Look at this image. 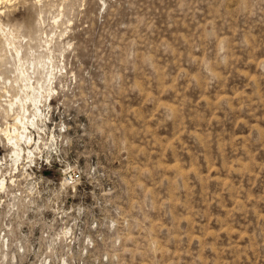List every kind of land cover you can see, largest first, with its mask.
Here are the masks:
<instances>
[{
    "label": "rangeland",
    "instance_id": "374dc122",
    "mask_svg": "<svg viewBox=\"0 0 264 264\" xmlns=\"http://www.w3.org/2000/svg\"><path fill=\"white\" fill-rule=\"evenodd\" d=\"M0 12L2 130L42 39L59 66L38 150L0 134V264H264V0Z\"/></svg>",
    "mask_w": 264,
    "mask_h": 264
},
{
    "label": "bare ground",
    "instance_id": "6f19581e",
    "mask_svg": "<svg viewBox=\"0 0 264 264\" xmlns=\"http://www.w3.org/2000/svg\"><path fill=\"white\" fill-rule=\"evenodd\" d=\"M11 1L12 0H0V6L3 3L7 4ZM23 1L24 3L27 2V0ZM40 1L41 0H38V2ZM2 14L3 12H0V33L5 38L6 44L11 48L13 47L15 53L19 56L22 52V47H16L14 44L15 41L10 39V34H12L13 37L14 33H9L8 31H10V29L6 28V26L2 23ZM62 17L59 20L56 18L54 23L58 25L62 20ZM53 40L54 39L51 37L41 40V42L44 43L43 46L46 48L47 56L42 55L38 58V67H33V70L31 71V69L25 68L21 65L16 69V82L20 84L21 89L25 93V97L22 98V96H20L21 99L16 98L14 100H10L9 103L7 102V108L4 109V112L8 117L10 116V111H13V124H11L7 130H2V128H0V134L4 133L6 140L10 144V148L12 150V155H10L15 163H18L21 160L25 161L28 155L33 154L34 149L32 150V148L34 146H36L35 150H38L36 138L33 136L34 132L32 129H36L39 132L41 131L40 119L44 114V102H47L51 93L55 91L54 87L51 85L57 78L56 70L59 67L54 62L56 50L52 49ZM33 65L35 64L33 63ZM38 73L40 77L36 76ZM15 106H17V109H14ZM27 148L29 150H27ZM29 158L30 157H28V159ZM1 187L2 189H5V184L2 183Z\"/></svg>",
    "mask_w": 264,
    "mask_h": 264
},
{
    "label": "built area",
    "instance_id": "2783aa9c",
    "mask_svg": "<svg viewBox=\"0 0 264 264\" xmlns=\"http://www.w3.org/2000/svg\"><path fill=\"white\" fill-rule=\"evenodd\" d=\"M70 180H71V181H74V179H73V177H72V176H70Z\"/></svg>",
    "mask_w": 264,
    "mask_h": 264
}]
</instances>
